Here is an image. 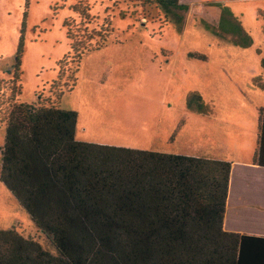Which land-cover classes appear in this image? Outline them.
<instances>
[{
  "label": "rangeland",
  "instance_id": "374dc122",
  "mask_svg": "<svg viewBox=\"0 0 264 264\" xmlns=\"http://www.w3.org/2000/svg\"><path fill=\"white\" fill-rule=\"evenodd\" d=\"M79 1L88 22L73 11ZM178 4L0 0V79L11 76L21 38L19 99L49 96L57 63L70 51L63 23L71 19L80 25L72 28L79 36L90 35L78 37L84 45L106 37L83 54L75 86L60 98L61 108L76 113L77 140L181 155H202L209 146H252L253 88L241 85L248 73L242 70L253 62V50L264 53V0ZM62 71L70 77L73 66ZM3 138L1 126L0 149ZM11 227L24 237L40 236L0 182V229Z\"/></svg>",
  "mask_w": 264,
  "mask_h": 264
},
{
  "label": "trees",
  "instance_id": "16d2710c",
  "mask_svg": "<svg viewBox=\"0 0 264 264\" xmlns=\"http://www.w3.org/2000/svg\"><path fill=\"white\" fill-rule=\"evenodd\" d=\"M73 11L88 22L80 1ZM74 24L63 23L70 51L57 63L49 96L19 99L21 38L11 76L0 79V182L40 232L0 229V264H264V236L222 227L229 161L75 138L76 113L61 108L60 98L75 86L83 54L106 37L84 45L78 37L90 35L79 36ZM68 64L70 77L62 71ZM259 112L253 160L264 165Z\"/></svg>",
  "mask_w": 264,
  "mask_h": 264
},
{
  "label": "crops",
  "instance_id": "0c3cea01",
  "mask_svg": "<svg viewBox=\"0 0 264 264\" xmlns=\"http://www.w3.org/2000/svg\"><path fill=\"white\" fill-rule=\"evenodd\" d=\"M253 52V62L246 70H242L248 73L241 84L244 87L249 85L251 89L253 88L252 92H247L252 97V100L248 101L252 104V111L255 112L248 116L253 120L255 127L252 131L253 145L209 146L207 153L192 154V156L225 160L231 163L223 229L227 232L264 236V165H259L253 160L259 136V109H264V65L261 63L264 53H257L256 50ZM240 92L244 93L239 90L237 95ZM237 113L239 112H231L234 116ZM242 116H239L240 124L244 122ZM262 159H264V153Z\"/></svg>",
  "mask_w": 264,
  "mask_h": 264
}]
</instances>
